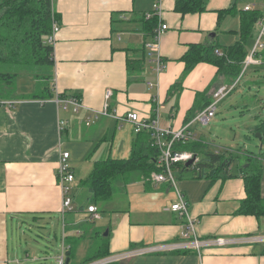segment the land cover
Segmentation results:
<instances>
[{
	"label": "crops",
	"instance_id": "obj_1",
	"mask_svg": "<svg viewBox=\"0 0 264 264\" xmlns=\"http://www.w3.org/2000/svg\"><path fill=\"white\" fill-rule=\"evenodd\" d=\"M51 2L59 31L53 45L54 64L40 77H48L52 95L19 98L34 91L21 93L4 101L12 108L0 106V264H55L62 244L67 264L83 253L88 237L77 229L80 223L76 222L64 223L60 247L53 257L51 248L41 249L45 241V234L38 230L44 227L41 224L53 217L64 221L65 215L75 210L61 211L63 195L56 178L61 151L69 152L74 189L78 183L82 185L84 174L78 170L82 161L91 165L94 160L105 159L97 154L88 158L100 141L109 143L106 158L129 157L134 131L133 124L125 119L127 113L136 112L144 121L157 117L161 129L178 130L189 124L212 101L213 92L229 81L218 75L211 63L199 61L185 70L183 56L191 46L209 42L211 32L219 44H224L220 36L239 37L238 11L246 5L264 13V7L251 0L240 4L238 0H206L204 11L184 14L175 11V0H161L159 20L167 28L159 39L157 54L165 68L156 74V53L148 50L152 39L144 27V14L151 11L154 0ZM232 6V11H225ZM263 17L254 27L255 39ZM255 59L260 62L252 66L264 67V50ZM149 81L155 86L149 87ZM106 90L112 93L107 99ZM60 95L76 97L78 110L71 105L63 109ZM105 103L107 113L102 114ZM189 129L195 140L202 137L194 132L192 123ZM260 164L264 199V161ZM238 166L237 161L232 163L228 167L231 175L225 178H193L190 172L179 173V167L174 168L188 213L197 219L198 250L185 247L187 241L179 236L184 218L168 210L177 196L167 182H146L140 176L123 185L119 182V193L124 197L121 206L115 196L106 203L92 202L85 187L86 198L91 201L87 207L96 206L99 216L91 220L86 208L85 220L103 221L100 229L107 231L102 237L107 238L108 255L119 258L112 264H264V216L237 214L245 198ZM28 217L31 223L26 221ZM24 224L30 231L37 229L33 239H41L39 247L25 244V248L14 239ZM219 238L224 244L215 242Z\"/></svg>",
	"mask_w": 264,
	"mask_h": 264
},
{
	"label": "trees",
	"instance_id": "obj_2",
	"mask_svg": "<svg viewBox=\"0 0 264 264\" xmlns=\"http://www.w3.org/2000/svg\"><path fill=\"white\" fill-rule=\"evenodd\" d=\"M205 5L206 0H175L173 7L175 11L184 14L202 12L206 8ZM233 9L234 6L225 11L230 12ZM238 16L240 22L238 39L232 44L225 45L216 43L214 38L206 44L191 46L183 56L185 70L199 61L207 62L217 67L218 75L231 79V84L236 81L241 74L244 59L249 53L243 45L252 36L256 23L264 13L256 8L243 9L238 11ZM57 19L51 0H0V101L17 97L16 81L21 72L35 67L53 66V46L47 44L45 39L51 31L52 22ZM157 22L155 16L144 21L145 30H148L150 35ZM263 50L256 56H262ZM51 95L49 85L43 84L39 93L22 95L19 98H44ZM59 97L65 98V95ZM253 130L260 133L263 138L264 120H261ZM151 133L150 130H142L134 134L131 151L126 159L108 157L94 161L90 173L81 182L87 188L92 202L100 204L111 200L114 196L112 182L116 179V183L121 182L123 185L133 176L147 178L152 172L160 170L157 164L158 152L150 144ZM173 148L191 151L198 156L196 163L179 168V173L188 171L193 178L229 177L231 174L228 173V167L236 161L233 156L209 151L201 139L185 143L175 142ZM245 156L247 165L239 164L237 168L245 190V198L242 199L237 214L264 216V199L261 196L262 166L255 158V154L248 152ZM105 239L99 236L93 257H87L83 263L108 255ZM68 264H71L70 259Z\"/></svg>",
	"mask_w": 264,
	"mask_h": 264
},
{
	"label": "rangeland",
	"instance_id": "obj_3",
	"mask_svg": "<svg viewBox=\"0 0 264 264\" xmlns=\"http://www.w3.org/2000/svg\"><path fill=\"white\" fill-rule=\"evenodd\" d=\"M242 1L243 0H238L239 4ZM251 1L258 5L259 8L264 7V0ZM256 32V29H254L252 36L249 37L245 42V45H243L247 51L250 49L251 42L253 43V41L256 40ZM232 36L235 40L231 39L230 36H223V38L220 36L219 41L224 44H232L238 39L236 34ZM48 72L49 69L44 67H35L34 69L21 72L16 81L15 94H17V97L18 95H22L21 93L31 91H34L33 93H39L43 84L51 86L50 82L47 81L48 77H40V75H43L44 73L47 75ZM225 79L229 81L228 83L231 85V79ZM216 109L215 116L210 119L208 124H201L198 121H194L192 123V129L195 130L194 132L198 136L202 135V137L197 140L201 139L202 143L206 145L209 151L221 152L227 156H233V158H236L237 163L241 166L247 165V156H245V153L248 154V152L255 154V158H257L258 162H263L264 137L259 138L257 136L258 132H255L253 129H255V126L261 122V119L264 120V67H254L249 65L241 71V74L233 85V90L229 93V95L218 102ZM60 111L61 114H64L63 109H60ZM88 128L89 127H87V130ZM108 146L109 143L100 141L99 146H97L96 149L90 153L88 158L91 159L95 154L100 155V158H106L105 149ZM258 157L261 161H259L260 159H258ZM93 164V161L91 165L82 161L78 167V170L84 174V178L82 180H84L90 173ZM177 166L179 168L184 167V163H180ZM177 166H174L172 170H174ZM177 171L179 172V170ZM79 175L81 176L82 174H77V177H80ZM116 180L112 182L113 193L115 199L119 202V206H121L124 202V197L119 193L120 183H116ZM69 193L72 197V207H75L73 212H68L71 216L68 213L66 215L63 214V217L65 215L64 221L61 217L47 218L46 221H44L45 224H41V226L44 227L38 230H42L45 234V241H43L41 249H43L44 246H48L51 248V253H54L52 255L53 257L56 253H58L60 247L59 245L61 243L64 223H80L77 229L84 232V234L88 237L84 244L85 251L80 254L78 253L75 260L71 259L72 262H70L72 264H80L83 261L81 259L84 255L93 257L94 251L97 248V240L99 239V236L100 238L103 236L106 229H100L103 221L85 220L86 208L88 203L91 201L86 198L87 191L84 185H79L78 183L77 186L72 189V192ZM81 206L83 207V210H80L79 207ZM26 221L31 223L29 217ZM29 228L30 226H28V224H24L19 228L18 232L14 234V239L16 241H20L22 243V247L25 248V244H28L29 247H39L42 244L41 239L35 240V242L33 239L34 231L37 229L30 231ZM94 239L97 240L95 241Z\"/></svg>",
	"mask_w": 264,
	"mask_h": 264
},
{
	"label": "built area",
	"instance_id": "obj_4",
	"mask_svg": "<svg viewBox=\"0 0 264 264\" xmlns=\"http://www.w3.org/2000/svg\"><path fill=\"white\" fill-rule=\"evenodd\" d=\"M151 11L146 12L144 14L145 19H150L153 16L157 18V25L153 29V33L151 36V41L147 43L149 49L151 51V54H154V63H155V73H160L165 68V63L161 60L158 52V44L159 39L163 33V31L167 28L166 24L160 23L159 17H160V10H161V0H154ZM244 10H252L254 9L253 5H246ZM59 31V25L57 21L52 22L51 31L46 36L45 42L51 46L54 45L55 41V35ZM264 33V17L260 23V29L257 35V39L255 41V44L253 48L248 53L246 59H244L243 62V68L242 71L249 65H255L257 64L258 60L255 59L256 54L264 49V43L261 42L262 35ZM235 83V82H234ZM233 84L229 85H222L217 88L212 94V101L209 103V105L202 111L198 112L195 117H193L192 121L190 123H193L194 121H198L201 124H208L210 119L215 116L216 114V108L218 102H220L223 98H225L232 90H233ZM149 87H154L155 83L152 81L148 82ZM111 90L105 91V98H109L111 96ZM61 106L66 108L68 105L72 106V109L74 111L78 110V101L77 98L74 96H68L66 98H63L59 100ZM0 106H6L8 108H12V104L10 102H4L0 101ZM102 114L107 113V104L105 103L103 106L102 111L100 112ZM96 117V116H95ZM125 119L133 124V131L134 134L138 133L142 130H150L151 133V146L154 147L158 152V159L157 164L160 167L159 171L152 172L149 177L143 178L145 180H151L153 183H162L167 182L173 186L175 189V193L177 196L176 201L170 205L168 210L177 213L179 218H184V223L181 225V229L179 231L180 238L187 241L184 243L185 247H193L195 249H199L201 246V241L198 239L196 225H197V219L190 216L188 213V203L184 200V196L179 190L177 186L176 177L174 175V170L172 168L174 166H177L180 163H185L188 160H193V164L197 162L198 156L194 154L191 151H180L173 148L175 142H181L185 143L187 141H195V134L190 131L189 126L190 123L186 124L182 128L178 130H171V129H161L158 127V120L157 117L152 118L150 120L144 121L141 120L136 112H129L126 114ZM63 126V125H62ZM62 128V127H61ZM68 159H69V152L67 151H61L59 154V160L56 168V178H57V184L61 190V193L63 195L62 199V209L61 211L64 212V210H72V197L70 196L71 189H72V182L74 180V174L71 170L70 165H68ZM87 211L90 213L91 220H96L99 216L96 212V206L89 205L87 207ZM215 242L218 245L224 244V240L222 239H216ZM174 247L172 246L170 248ZM157 249L163 250V246H158ZM142 250H140L137 253H141ZM119 258L112 257L111 255H107L101 258H97L91 261H86L82 264H112L115 262V260H118ZM55 264H67V258L65 253V246L62 244L61 252L55 259Z\"/></svg>",
	"mask_w": 264,
	"mask_h": 264
},
{
	"label": "water",
	"instance_id": "obj_5",
	"mask_svg": "<svg viewBox=\"0 0 264 264\" xmlns=\"http://www.w3.org/2000/svg\"><path fill=\"white\" fill-rule=\"evenodd\" d=\"M214 36H215V33H211V34H209V36H208V41L211 42V41L213 40ZM257 136H258L259 138H261L260 133H257ZM193 159H194V158H192V160L190 159V160L186 161V162L184 163V166H185V167H188V166L192 165V164H193V161H194ZM103 236H107V231L104 232Z\"/></svg>",
	"mask_w": 264,
	"mask_h": 264
}]
</instances>
